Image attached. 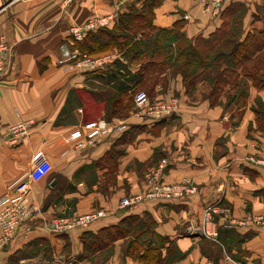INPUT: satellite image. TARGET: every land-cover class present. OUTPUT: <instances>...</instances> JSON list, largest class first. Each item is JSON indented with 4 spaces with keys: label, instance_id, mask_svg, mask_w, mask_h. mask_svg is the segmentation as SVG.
Segmentation results:
<instances>
[{
    "label": "crops",
    "instance_id": "obj_1",
    "mask_svg": "<svg viewBox=\"0 0 264 264\" xmlns=\"http://www.w3.org/2000/svg\"><path fill=\"white\" fill-rule=\"evenodd\" d=\"M238 7L243 10L240 40L264 30V0H223L216 11L212 0H0V40L10 46L0 76V194L31 169L35 154L48 158L41 171L32 169L30 197L38 213L0 248V264H92L80 256L84 233L146 213L154 224L142 235L167 239L159 248L163 256L172 246L183 253L166 264H264V228H221L228 215L264 212V166L248 160L251 155L264 157V81L246 75L242 65L235 72L240 84H228L218 96H211L204 79L189 85L181 74L166 71L154 93L179 95L180 114L149 124L133 118V110L126 116L106 117L110 104L101 98L117 92L133 95L141 65L117 60L121 64L92 68L80 63L87 53L76 42L114 22L86 32L80 40L71 33L74 26L97 17L117 14V19L143 11L151 14L155 27L179 29L195 40L228 27L226 20ZM108 52L117 51L87 55ZM88 93L96 98L86 99ZM101 118L124 119L128 129L139 125L140 130L125 144H116L122 134L85 148H77L68 138ZM23 119H33L34 124L25 134L8 138L9 127ZM163 159L168 161L164 174L168 182L188 178L197 192L119 208L123 196L146 188V173ZM209 206L219 235H195ZM101 208L110 214L88 225L67 232L50 227L56 217L73 218ZM41 240L51 246L50 258L35 252ZM128 243L129 237L114 241L102 264H144L126 253Z\"/></svg>",
    "mask_w": 264,
    "mask_h": 264
},
{
    "label": "trees",
    "instance_id": "obj_2",
    "mask_svg": "<svg viewBox=\"0 0 264 264\" xmlns=\"http://www.w3.org/2000/svg\"><path fill=\"white\" fill-rule=\"evenodd\" d=\"M242 14V8L238 7L232 19L226 20V25L230 23L228 27H222L207 38L198 36L195 40H190L179 29L155 27L150 13L131 11L120 14L113 21L112 27L89 32L83 42L76 43L80 50L87 54L118 49L128 62L145 59L146 62L141 63L134 77L138 90L148 88L153 92L156 84L162 79L161 74L170 70L172 74H181L189 85L204 79L212 88L210 95L218 96L220 90L228 84H240L235 72L242 65L246 75L258 83L264 81V30L249 33L244 40H240ZM134 30L135 33H132ZM137 34H141L140 38H137ZM121 66L122 69H127L126 65ZM136 88L132 93L136 92ZM245 94L243 91L239 95L244 97ZM125 96H129V93L117 92L109 94L108 98H101L102 103L110 104V117L123 116V110L130 108L133 95L128 102ZM150 96L152 97L151 94ZM87 98L91 100L96 96L94 93H88ZM139 130V125H132L122 133L116 144L133 141ZM145 215L147 218L130 215L118 224L102 228L96 233H84V252L88 254L83 252L80 256L90 258L91 255L105 252L106 259L113 250L110 246L114 241L152 229V224L145 223L152 221L154 224V221L150 215ZM126 253L144 264H166L183 256L177 248L169 250L167 255L163 256L159 248L151 245L143 247L136 240L128 243Z\"/></svg>",
    "mask_w": 264,
    "mask_h": 264
},
{
    "label": "built area",
    "instance_id": "obj_3",
    "mask_svg": "<svg viewBox=\"0 0 264 264\" xmlns=\"http://www.w3.org/2000/svg\"><path fill=\"white\" fill-rule=\"evenodd\" d=\"M223 0H212L215 11L220 7ZM117 14H110L89 20L84 26H74L71 29L72 35L76 39H82L86 32L96 30L99 27L111 24ZM10 46L0 40V76L5 72L7 66L6 54ZM117 52H108L97 57L84 54L80 63L87 64L92 68L103 67L112 63ZM78 63V64H80ZM179 95H169L166 97L153 98L145 90H140L134 95V106L131 116L142 123H154L171 118L180 114L182 104ZM34 124L33 119H23L12 124L5 133L8 138L15 139L21 134H25ZM129 121H109L104 118L98 119L83 127L72 131L69 139L76 141L77 148L93 146L102 138L122 134L128 129ZM248 160L256 165L264 166V157L251 155ZM33 166L30 170L14 179L2 194H0V248H3L14 237L17 230L26 222L31 220L37 213L38 208L33 203L30 193L32 188V169L41 171L48 164V158L42 152L35 154L32 159ZM167 159L161 160L157 166L150 169L145 176L146 188L141 192L125 195L119 201V208H133L139 204L150 200H173L184 198L195 194L198 190L196 184L190 179L184 178L180 182H168L164 178L167 167ZM213 207L205 209L204 222L201 226H195L194 232L207 236L217 237L220 226L213 220ZM224 211V210H222ZM110 212L104 208L80 214L73 218H54L50 227L56 232H67L73 228L88 225L101 218L107 217ZM264 228V212H250L242 217L228 215L221 223L223 229L236 228Z\"/></svg>",
    "mask_w": 264,
    "mask_h": 264
},
{
    "label": "rangeland",
    "instance_id": "obj_4",
    "mask_svg": "<svg viewBox=\"0 0 264 264\" xmlns=\"http://www.w3.org/2000/svg\"><path fill=\"white\" fill-rule=\"evenodd\" d=\"M132 33H135V30L134 31H132ZM140 36H141V34H137V38H140ZM113 51H117V57H116V59L112 62V63H109V64H107V65H111V64H118V63H120V62H117V60L118 61H121V62H123V60H127L124 56H123V54L121 53V52H118L119 50L118 49H115V50H113ZM128 61V60H127ZM134 63H136V64H138V65H141V63L142 62H146L145 61V59H140V60H136V61H133ZM121 64V63H120ZM107 65H104L103 67H106ZM168 72L169 73H171L170 72V70H168ZM136 88V86L133 88V90ZM138 88H136V92H134V94H133V98H132V101L131 100H129L131 97L130 96H125V100L128 102V101H131V103H130V108L129 109H124L123 110V116H126V115H128V113L130 114V111H132L133 110V106H134V95H135V93H137L138 91H140V90H138ZM141 90H145V91H147L148 93H150L151 95H152V97L153 98H157V97H160V98H162V97H166L165 95H156L155 93H154V90H153V92H151V91H149V89L148 88H141ZM176 95V94H175ZM110 113H108L107 115H106V117H109L108 115H109ZM101 116H102V113H101ZM144 218H147L146 216L144 217ZM145 224H152L153 225V223H152V221H148V223H145ZM145 232V231H144ZM142 233L143 232H141V231H139L137 234H134V235H130V237H129V242L130 241H132V240H136V241H138L139 242V244L141 245V246H143V247H146L147 245H152V246H154V247H157V249L158 248H160L163 244H166L167 243V239H163V238H157V237H154L153 235H151V236H149V234H145V236H143L142 235ZM147 238V239H146ZM88 239V238H87ZM89 240V239H88ZM153 242V243H152ZM38 245H36V247H35V252L36 253H38V252H40V253H42V252H44L45 253V258H50L51 257V246L49 245V243L47 242V241H39L38 243H37ZM170 249V251L172 250V249H174L175 247L174 246H172V247H169ZM104 253L105 252H103V253H98V254H94V255H91V260H92V264H102V262H103V260H105V256H104ZM83 254H88V253H86V252H84ZM163 255V254H162Z\"/></svg>",
    "mask_w": 264,
    "mask_h": 264
},
{
    "label": "water",
    "instance_id": "obj_5",
    "mask_svg": "<svg viewBox=\"0 0 264 264\" xmlns=\"http://www.w3.org/2000/svg\"><path fill=\"white\" fill-rule=\"evenodd\" d=\"M195 235H199V233H197V232H196V234H195Z\"/></svg>",
    "mask_w": 264,
    "mask_h": 264
}]
</instances>
